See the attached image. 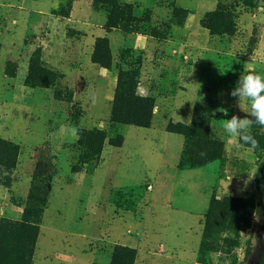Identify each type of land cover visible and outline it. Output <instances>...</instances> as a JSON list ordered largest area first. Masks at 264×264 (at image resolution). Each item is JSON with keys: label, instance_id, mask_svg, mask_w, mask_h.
<instances>
[{"label": "rangeland", "instance_id": "obj_1", "mask_svg": "<svg viewBox=\"0 0 264 264\" xmlns=\"http://www.w3.org/2000/svg\"><path fill=\"white\" fill-rule=\"evenodd\" d=\"M89 20L101 21L106 35L84 43L82 53L93 62L98 40L106 39L111 66L93 62L94 72L79 58L71 69L81 65L83 76L69 83L57 58L65 62V52L84 41ZM245 63L264 74V0H0V140L20 148L16 169L1 175L0 225L25 216L31 225L37 221L28 211L33 184L35 195L48 192L33 264H111L119 247L131 250L134 264L139 251L157 254L149 264H194L196 256V264H264V127L252 126L259 146L249 151L229 141L221 123L250 111L230 95ZM119 79L122 94L131 91L153 104L152 121L166 131L154 135L111 123ZM179 123L187 126L182 134L169 132ZM84 131L95 136L81 140ZM148 136L155 137L142 139ZM185 143L218 158L180 169ZM82 172L93 176L82 180ZM151 184L148 202H170L185 213L167 220L165 247L147 251L138 243L141 228L128 223L143 222ZM98 208L122 218L132 247L117 238L113 222L98 217ZM54 233L70 243H51Z\"/></svg>", "mask_w": 264, "mask_h": 264}, {"label": "trees", "instance_id": "obj_2", "mask_svg": "<svg viewBox=\"0 0 264 264\" xmlns=\"http://www.w3.org/2000/svg\"><path fill=\"white\" fill-rule=\"evenodd\" d=\"M99 48L100 52H98ZM92 60L94 63L100 64L106 69H110L111 55L108 41L106 39L98 40ZM124 92V94L120 92L119 79V88L115 93L116 95L111 108V123L149 128L153 119V104H150L149 100H143L141 97L132 94L131 91ZM193 123L195 124L196 120L193 121ZM186 128L187 126L179 123L176 125H170L168 130L171 133L182 134L181 131H185ZM193 128L194 126L191 129ZM208 129L209 127H206V130ZM80 135L81 140L83 138L95 136H90V133L86 131ZM122 144L123 140H121L116 146H122ZM208 145L218 146V144L213 143V141H207L206 146ZM19 154L20 148L18 145L7 140H0V184H2V174L16 169ZM217 158V156H212L211 151L208 150L204 154L198 155L197 152L192 151L190 147H188L187 143H185L179 168H200ZM38 171L39 167H37L35 173H38ZM47 196L48 192L45 188H42L40 195H35L32 184L28 201L32 202L33 205L31 206V209H28V211L33 213L37 220L34 224L31 225L30 221L26 219L25 214H27V210H25V213L23 214V217L25 216V218L22 223H13L7 219L1 222L0 264H33L36 243L40 234V215L46 207ZM117 251L118 252H115L111 264H134L135 255L131 254V250L129 248L119 247L117 248ZM121 256L124 257L122 258Z\"/></svg>", "mask_w": 264, "mask_h": 264}, {"label": "crops", "instance_id": "obj_3", "mask_svg": "<svg viewBox=\"0 0 264 264\" xmlns=\"http://www.w3.org/2000/svg\"><path fill=\"white\" fill-rule=\"evenodd\" d=\"M82 6L81 5H78L77 7H75V12H73V19L76 20L75 18H78L79 15L77 16V10H80ZM85 14L87 15V18L89 19V16L91 15L90 12L88 10L85 11ZM73 19H71L70 21L73 22ZM102 20V19H101ZM77 22V21H76ZM75 22V23H76ZM99 23H102L101 21H95L93 20V22H91L90 20L87 22V23H84L86 24V30H87V35H85L84 37V41L82 40L81 42L79 41L76 46L74 47V49L72 50H67V52H65V57L64 59H67L65 62H61L60 61L62 60V58H57V62H58V68H60V65H61V71L60 73L63 75L64 79L69 83H70V80L72 79H75V78H81L83 76V73L82 72L83 70H81V65H73L74 68L73 70L71 69L72 67V62H76V60H78L79 58H81V61L82 59H84V64H83V67H85L86 69L90 70V71H94V72H98V67L96 64H94L92 61H91V58L88 56H86V58L84 57V53H82V49H83V44L84 43H88L90 42V44H93V41H94V38H100V37H104L106 35V31L103 27L102 24H99ZM97 29L103 31L104 33H100V32H96ZM181 111L179 114L182 115V113H184L183 109H179L178 112ZM188 120L189 118V115L185 116ZM156 118H154V120L152 121L151 123V126L149 128H145V129H148V130H151L150 133L156 135L158 131H166L165 130V124L158 126L156 125ZM184 123V122H182ZM186 124V123H185ZM140 128V127H138ZM169 133V132H168ZM136 137V136H135ZM155 136H148L146 138H142L143 140H153ZM125 145V144H124ZM124 147V146H123ZM123 147L121 149H123ZM182 148H183V145H182ZM182 151V149H181ZM180 155H181V152L179 154V157H178V161L180 159ZM153 156V155H152ZM103 157H104V154H103ZM155 164H158L159 161L161 160V155L156 157L155 156ZM158 160V161H156ZM178 161H177V164H178ZM176 164V166H177ZM100 166V165H99ZM98 166V167H99ZM97 170V169H96ZM79 176H81L82 180L87 178V177H92L90 175H87L85 174L84 172H82L81 174H79ZM141 184V183H139ZM78 185V184H75V186ZM111 186V185H110ZM109 186V187H110ZM109 187L105 186V188H107V191H104V194H107L108 196H110V191L111 189H109ZM112 188H114V186H111ZM153 188L155 189V185L153 186L152 184L150 185V191L149 193L145 196V201L148 200L150 194H152L153 192ZM110 190V191H109ZM109 191V193H108ZM99 200H101L99 198ZM143 206V208H147L146 211H145V218L143 220L142 223H139L138 226L136 224H134L133 222H130L128 223V225L130 226V228H141L142 232H143V240L139 241L138 243L139 244H143L147 247V251L148 249H155V248H164L165 247V241L167 240V238H165L164 236H162V233L166 232V227L165 225L168 224L167 220L170 219L171 217H173V214L175 213L176 214V217L177 218H180L182 217L183 218V215L185 213V211L182 210V208H175L170 202H166L164 204H162L160 207L159 206H155V204L153 202H148L145 203L144 205H141V207ZM99 207H100V204H99ZM103 208H105L107 211H108V208H110L109 205H106L104 207L103 205ZM99 210L97 211V215L99 218H107V220H110V222H113V224L111 225V228L113 227L114 228V231L118 234L117 235V238L118 239H121V240H129V244H126L124 243V245H129L132 247L131 245V235H130V232H132L130 229L127 230L126 233L125 232V227L123 228L122 230V225L120 223V221H122V218H120L115 212L113 213V216L114 217H110L111 215H107L109 214L105 209H101L103 210V213L102 211L100 210V208H98ZM69 211V210H68ZM68 211H66V214L68 213ZM88 213V212H87ZM86 213V217H88L89 215H87ZM163 215V219H159L160 215ZM84 218V219H85ZM81 221V220H80ZM85 221V220H83ZM200 221V220H199ZM82 223V221H81ZM200 223V222H199ZM41 227V234H42V226L40 225ZM56 228H53V230H55ZM65 232L66 230L63 229ZM110 230V229H108ZM120 230V231H119ZM56 231V230H55ZM60 231V229H59ZM114 232V233H115ZM67 233V232H66ZM40 234V236H41ZM68 234V233H67ZM80 235V234H79ZM159 235V236H158ZM40 236H39V239H38V242H37V245H39V241H40ZM79 237H81L82 240H84V242H82V244H87V241L85 240V237L83 234H81ZM63 239V241L66 243V244H69V240L67 239V237L65 236V238L63 237H60L57 233H54V234H51L50 235V241L51 243L55 244L56 243V240L58 239ZM161 242H163L164 244H160ZM83 248H84V245H82ZM160 246V247H159ZM167 247V246H166ZM157 249V250H158ZM37 250V248H36ZM165 255L168 253L167 252V249L165 248ZM144 254H141V251H139V255H138V259H140V256H145V259H146V264H149L148 262L149 261H153L154 260H157L156 259V256L157 254L155 252L153 253H148L146 254L147 252L144 251L143 252ZM197 258L198 256H196V259L194 261V264H196L197 262ZM136 260V264H138L139 260ZM144 259V261H145Z\"/></svg>", "mask_w": 264, "mask_h": 264}, {"label": "clouds", "instance_id": "obj_4", "mask_svg": "<svg viewBox=\"0 0 264 264\" xmlns=\"http://www.w3.org/2000/svg\"><path fill=\"white\" fill-rule=\"evenodd\" d=\"M230 95L237 98L238 105L247 102L250 105V111L244 118L232 115L230 119L221 120L223 132L229 141H237V148L248 145L249 151L254 150L259 146V142L252 135L251 128L254 124L264 127V74L250 71L248 63H245L244 72ZM93 103H95V97H93ZM222 112L224 115L228 114L225 109ZM64 128L65 126L62 125L61 130L63 131ZM68 131L73 137L79 138V130L76 126L69 127ZM214 255L209 253V256Z\"/></svg>", "mask_w": 264, "mask_h": 264}]
</instances>
